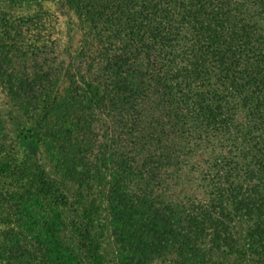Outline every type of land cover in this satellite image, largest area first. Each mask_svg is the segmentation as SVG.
<instances>
[{
    "label": "trees",
    "instance_id": "obj_1",
    "mask_svg": "<svg viewBox=\"0 0 264 264\" xmlns=\"http://www.w3.org/2000/svg\"><path fill=\"white\" fill-rule=\"evenodd\" d=\"M18 4L0 0V88L66 179L111 165L120 262L264 264V0H63L81 33L69 62L56 18ZM6 140L0 117V264L97 261L89 215Z\"/></svg>",
    "mask_w": 264,
    "mask_h": 264
},
{
    "label": "rangeland",
    "instance_id": "obj_2",
    "mask_svg": "<svg viewBox=\"0 0 264 264\" xmlns=\"http://www.w3.org/2000/svg\"><path fill=\"white\" fill-rule=\"evenodd\" d=\"M63 0H19L18 7L11 9L16 14H32L39 9L51 13L56 18L57 50L56 55L60 60L72 61L76 56L78 42L80 39L79 21L77 17L63 7ZM0 117L4 125L6 134V143L11 145L12 151L17 156L22 154H33L45 167L49 176L62 184L66 188L72 202L86 212L93 222V234L98 245L97 256L99 259L86 264H125L120 262L117 257L118 244L112 235L110 225V215L108 211V192L111 176V165L106 168H97L91 170L90 178L84 185H78L69 179H66L62 173L57 170L54 163L50 160L44 147L26 138L25 123L20 114L15 110L7 99L5 93L0 88ZM92 160V159H90ZM46 205V204H45ZM47 207V206H46ZM1 213V212H0ZM60 216L54 222L59 224L58 240L64 247L76 254L79 259L82 258L73 239V230L70 227L71 214L60 211ZM5 215V214H4ZM6 226L0 224V233ZM245 226H240L239 235L244 238ZM244 235V236H243ZM217 260L225 264H240L234 256L217 255ZM174 255L157 257L147 264H173ZM257 258L245 257L243 264H256ZM5 263V261H3ZM10 264H18L13 260ZM83 264V262L81 263Z\"/></svg>",
    "mask_w": 264,
    "mask_h": 264
}]
</instances>
